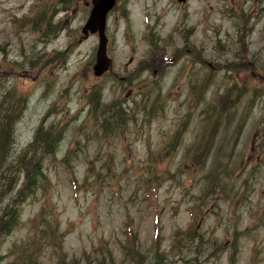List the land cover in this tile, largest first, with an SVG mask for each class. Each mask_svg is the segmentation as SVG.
<instances>
[{"label":"rangeland","instance_id":"374dc122","mask_svg":"<svg viewBox=\"0 0 264 264\" xmlns=\"http://www.w3.org/2000/svg\"><path fill=\"white\" fill-rule=\"evenodd\" d=\"M91 8L0 0L15 150L62 133L0 264H264V0H120L101 76Z\"/></svg>","mask_w":264,"mask_h":264},{"label":"trees","instance_id":"16d2710c","mask_svg":"<svg viewBox=\"0 0 264 264\" xmlns=\"http://www.w3.org/2000/svg\"><path fill=\"white\" fill-rule=\"evenodd\" d=\"M64 3L68 6L70 0H64ZM2 88H0V93H5L3 94L4 101L10 97L13 101L11 104L6 105L3 113L0 111V185L2 186L4 182L9 185L7 190H0V237L9 234L18 225L21 217V204L32 193L36 192L41 177L46 178L43 171L45 158L52 155L53 158H57L58 143L62 138V133L56 136V131L52 130L54 124L49 125L47 130H44L45 127L41 126L38 132L33 135L34 137L30 143L16 152L15 146L18 133L14 131H16V118L20 113L15 112L18 106L24 105L29 96L24 97L21 91H14L12 88L2 92ZM96 102L98 103V98H96ZM126 116H130L129 113H119L117 116H108L105 121L110 118L117 121L124 120ZM22 174L25 175L24 181L19 185ZM10 251L16 252V246ZM26 256L28 263L34 264L32 253ZM87 260L89 261L88 264H93L91 258ZM101 260L105 261L104 259ZM64 264L73 263L64 262Z\"/></svg>","mask_w":264,"mask_h":264},{"label":"water","instance_id":"95a60500","mask_svg":"<svg viewBox=\"0 0 264 264\" xmlns=\"http://www.w3.org/2000/svg\"><path fill=\"white\" fill-rule=\"evenodd\" d=\"M179 1L185 2L186 0ZM116 2L117 0H93L92 10L83 27L85 37H88L91 33L99 34L96 64H94L93 68L96 76L107 73L113 65V59L108 54L107 18L109 12L115 7Z\"/></svg>","mask_w":264,"mask_h":264},{"label":"bare ground","instance_id":"6f19581e","mask_svg":"<svg viewBox=\"0 0 264 264\" xmlns=\"http://www.w3.org/2000/svg\"><path fill=\"white\" fill-rule=\"evenodd\" d=\"M9 187L7 182H4V184L1 186L0 185V190L7 189Z\"/></svg>","mask_w":264,"mask_h":264},{"label":"flooded vegetation","instance_id":"af4514ba","mask_svg":"<svg viewBox=\"0 0 264 264\" xmlns=\"http://www.w3.org/2000/svg\"><path fill=\"white\" fill-rule=\"evenodd\" d=\"M119 2H120V0H117V5H116V7H118V5H119ZM116 7H115V8H116ZM115 8H114V9H115Z\"/></svg>","mask_w":264,"mask_h":264}]
</instances>
